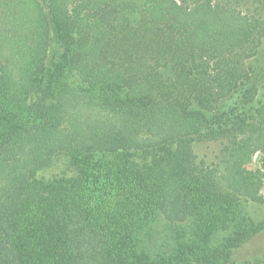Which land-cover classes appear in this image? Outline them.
<instances>
[{
    "label": "trees",
    "instance_id": "16d2710c",
    "mask_svg": "<svg viewBox=\"0 0 264 264\" xmlns=\"http://www.w3.org/2000/svg\"><path fill=\"white\" fill-rule=\"evenodd\" d=\"M21 2L24 39L0 34V264L229 258L243 204L264 203L246 169L264 153V0ZM159 219L184 227L152 253Z\"/></svg>",
    "mask_w": 264,
    "mask_h": 264
},
{
    "label": "rangeland",
    "instance_id": "374dc122",
    "mask_svg": "<svg viewBox=\"0 0 264 264\" xmlns=\"http://www.w3.org/2000/svg\"><path fill=\"white\" fill-rule=\"evenodd\" d=\"M21 5V0H0L1 35L13 38V40L20 39V37L24 39L25 31L23 29H16L11 23L15 7H20ZM4 45V56H8L9 46L6 40L4 41ZM56 48V41H51V52L55 51ZM261 95L260 98H264V87L261 89ZM222 146L223 143L221 142L196 143L193 145V151L198 162L210 165L215 163ZM59 165L60 162H56L50 170L43 175L48 177L58 174ZM246 169L252 173L257 172L260 175L259 195L264 199V153H254L252 161ZM243 209L250 219L247 228L250 233L242 243L232 247L229 258L221 259L219 264H259L264 261V203L260 204L248 201L243 204ZM183 227L184 226L169 225L164 220L159 219L153 223L150 236L145 239V249L152 253L170 251L173 247L176 231L182 230ZM225 234H227V232H218L212 243L217 244L221 238H226Z\"/></svg>",
    "mask_w": 264,
    "mask_h": 264
}]
</instances>
